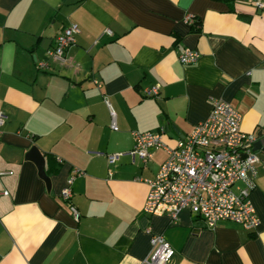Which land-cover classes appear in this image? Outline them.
<instances>
[{
	"label": "crops",
	"instance_id": "1",
	"mask_svg": "<svg viewBox=\"0 0 264 264\" xmlns=\"http://www.w3.org/2000/svg\"><path fill=\"white\" fill-rule=\"evenodd\" d=\"M72 21L80 31L65 61L50 58L55 35ZM185 46L199 51L194 62L179 61ZM152 84L158 93L143 95ZM212 97L231 102L241 128L260 141L249 194L255 229L228 219L208 227L188 208L176 222L143 211L145 179L167 152L159 147L145 163L131 157L132 130L162 127L173 145L206 118ZM0 110V170L11 171L0 175V264H140L150 232L174 248L169 264H264V7L249 0H0ZM33 145L49 187L26 156ZM117 151L124 154L108 162ZM73 167L84 171L71 184L77 220L60 195Z\"/></svg>",
	"mask_w": 264,
	"mask_h": 264
},
{
	"label": "built area",
	"instance_id": "2",
	"mask_svg": "<svg viewBox=\"0 0 264 264\" xmlns=\"http://www.w3.org/2000/svg\"><path fill=\"white\" fill-rule=\"evenodd\" d=\"M258 8L264 7V0H249ZM190 22L194 17H188ZM80 27L72 21L55 35L54 44L47 49L50 58L65 61V51L76 42ZM107 32L110 30L107 28ZM199 51L185 46L178 53L182 63L194 62ZM39 67L46 66L45 60H38ZM94 82L99 86L97 79ZM157 84L142 88L145 96L156 95ZM108 103L107 98H105ZM6 114L0 110V126ZM242 114L222 97H212L211 108L205 119L198 121L187 135L173 145L164 142L163 128L158 130H132L133 145L127 151L131 157H138L143 163L153 155L155 149L163 147L166 158L152 178H146L148 191L143 211L151 215L167 214L176 222L181 210L188 208L196 213L208 227H214L219 220L228 219L240 223L247 229H255L259 218L249 197L254 187L256 164L260 157L254 149L256 134L241 128ZM111 127L117 129L112 121ZM124 154L122 151L108 153L112 163ZM11 172L0 170V175ZM84 171L73 167L67 184L60 195L68 201L77 220L79 212L71 205V184L76 175ZM6 192V191H5ZM149 231V229H147ZM174 248L161 232H150V250L140 264H169Z\"/></svg>",
	"mask_w": 264,
	"mask_h": 264
},
{
	"label": "water",
	"instance_id": "3",
	"mask_svg": "<svg viewBox=\"0 0 264 264\" xmlns=\"http://www.w3.org/2000/svg\"><path fill=\"white\" fill-rule=\"evenodd\" d=\"M260 141L256 140L254 142V149H258L260 148ZM26 156L30 159H32L33 161H35L37 169H38V173L39 175L45 180L47 187H49L50 185V179L48 177V175L45 172L44 169V156L42 154V152L40 151V149L36 146L33 145L26 153Z\"/></svg>",
	"mask_w": 264,
	"mask_h": 264
},
{
	"label": "trees",
	"instance_id": "4",
	"mask_svg": "<svg viewBox=\"0 0 264 264\" xmlns=\"http://www.w3.org/2000/svg\"><path fill=\"white\" fill-rule=\"evenodd\" d=\"M192 25L198 27V25H199V19L196 18V17H194V21L192 22Z\"/></svg>",
	"mask_w": 264,
	"mask_h": 264
}]
</instances>
